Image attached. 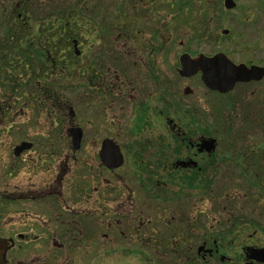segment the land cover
<instances>
[{
	"label": "flooded vegetation",
	"instance_id": "af4514ba",
	"mask_svg": "<svg viewBox=\"0 0 264 264\" xmlns=\"http://www.w3.org/2000/svg\"><path fill=\"white\" fill-rule=\"evenodd\" d=\"M98 41L103 42L104 39ZM131 41L147 50L153 46L150 53L160 52L158 44L161 41L158 39L130 38L124 49H131ZM82 42L86 45L93 40L82 39L78 45ZM78 57L83 58L81 50H78ZM246 65L249 68L254 66L251 63ZM100 67L97 64L92 77ZM180 68L181 64L179 74ZM1 73L0 68V76ZM195 76H200L203 85L210 93L216 94L217 99L222 100L223 96L238 88L222 94L209 89L201 73L192 77ZM150 79L155 81L157 92L162 89L154 74ZM262 81L263 78L240 84ZM45 83H38L41 85L39 90L45 94L44 101L36 102L38 107H51L45 102V97L57 93L51 94L49 86L43 85ZM81 83L83 86L88 84L89 78ZM91 86L103 96L108 95V106L121 105L119 114L124 113L127 102L124 86H118L115 80L105 84L99 79ZM119 89L123 91H117ZM0 91V264H225L229 260L221 253L218 241L213 239L221 233L211 232L200 243L207 249L201 253L195 251L196 243L189 245L194 238L199 241L202 236L197 220L192 222L190 219L193 212L190 206L187 205L181 213L183 202L194 203L189 200L194 188H187L180 198L176 196L182 183L179 182L180 176L206 181L210 178L212 161L221 172V168L230 161L228 157H236L238 162H243L239 157H247L248 152L234 149L219 151L218 139L217 148L212 152L200 151L199 145L203 140L215 139L213 135L203 133V130L211 131L204 110L201 116L183 118L182 112L188 114L194 108H185L173 97L163 98L159 107L153 97L143 93L131 110V133L118 131L115 120H111L107 134L87 135L82 127L74 125L83 131L80 146L75 149L70 129L63 135L51 132L19 134L17 118H13L9 125V118L3 117L17 103L20 104L18 96L16 101L9 102L5 96L2 98V89ZM104 99L97 98L99 101ZM222 106L220 103L211 107V111L218 113L216 109ZM227 106L234 110L235 102L231 100ZM169 115L177 116L176 121ZM157 121L161 124L160 129H167L166 135L156 133L159 130L155 128ZM187 123L197 127H187ZM194 130L200 132L199 135L190 133ZM86 137L91 139L86 141ZM105 139H111L120 146L124 157L121 167L111 170L103 164L100 152ZM24 142L29 143L30 148L17 155L16 148ZM260 158L254 157L256 163L261 161ZM127 167L131 169L127 179L134 183L115 181ZM103 173L105 178L99 175ZM214 186L215 181L208 195ZM122 206L126 208L122 210ZM164 251L172 254L173 262L163 261Z\"/></svg>",
	"mask_w": 264,
	"mask_h": 264
},
{
	"label": "rangeland",
	"instance_id": "374dc122",
	"mask_svg": "<svg viewBox=\"0 0 264 264\" xmlns=\"http://www.w3.org/2000/svg\"><path fill=\"white\" fill-rule=\"evenodd\" d=\"M20 1L23 4L21 7ZM224 1L195 0L196 9L200 7L202 9L205 6V8H210L211 13L207 23L210 34L207 39L202 41L190 37L187 27L180 21L175 20V26L173 27L176 29L169 34H165L161 40L162 42L158 44L160 52L150 53L149 49L153 46L147 50L145 46L134 41H131V49L127 48L126 50L124 47L128 46L129 40L124 46L120 45L117 41L118 32L116 30H114V33L111 31L109 36L106 35L105 37H109V39L103 41V43L109 45V51L105 46L87 49L82 42L81 45L76 46L83 53V58L79 60L80 70L78 74L80 79L74 80L70 86H59L57 85L58 81L49 85L51 91L57 92L55 96L48 94L45 97V102L51 107L43 105L38 107L36 105V102L42 98L44 99L45 95L38 88L34 90L35 101L31 99L27 101L25 96H21L18 98L20 104L17 103L16 107L3 117L9 118V125H11L13 118H17L19 134L51 132L63 135L68 133L71 127L78 125L83 128L84 134L89 135L102 134L103 132L107 134L109 131H106V129L109 127L111 120H115L118 124V131L131 133L133 129L131 110L134 103L136 105L137 101L141 99L143 93L153 97V100L158 102L159 107L161 106L159 102L163 98L173 97L185 108H194L190 109L189 116H191V113L201 116V112L204 110L203 114L209 120V127L215 129L213 137L217 138L220 143L218 150L234 149L239 152H248L246 158H240L241 161L247 163H245L246 167H242L243 173H241L240 168L230 169L231 164H225V167L221 168V174L215 177L217 179L214 178L215 186L211 194L208 195L207 192L200 189H192L189 200L194 203L189 202V204H186V202H183L181 213L189 205L191 211L193 210L190 219L192 222L195 219L197 220L200 228L199 232L202 233L199 241L193 240L189 244L192 246L196 243L195 251H198L200 245L206 237L211 235V232L212 234L221 233L222 236L226 234L229 239L225 242V246H227L225 249L228 248V251L223 252L221 248V253L231 257L234 260L232 264L236 262L235 259L238 257L241 264L244 263L242 256L244 247H264V79L259 83L237 85L238 88L236 87L237 90H234L235 93L233 91L230 95L223 96L222 102L221 99H217L216 94L208 91L201 82L200 76L184 78L178 72L180 67L179 58L183 53H190L192 56L199 53L212 56L223 52L236 64L251 63L264 67V0H234L237 7L233 10H226L223 4ZM15 3H18L19 7L14 9L13 5ZM49 5V0H0V39H5L2 29L7 24L6 19L9 13L14 18L21 13L20 19L29 20L30 23H26L35 25L41 23L40 18L44 16L48 18L52 15V11L49 12L51 10ZM94 5L96 7L97 2L91 6ZM101 7L104 12L109 9L113 10L111 2L109 4L110 8H107L104 4ZM6 9H8V14H5L4 10ZM16 9L18 10L16 11ZM97 10H99V7ZM203 12L200 11V14ZM167 13L162 12L164 15H167ZM195 14L197 15V12ZM88 18L90 22L96 21L97 27H99V22L102 24L105 22L104 14L95 17L93 20L92 17ZM169 20L170 17L165 19V22L169 23ZM46 23H50V20H45L42 24ZM143 24L150 25L146 20ZM214 29L217 33L215 36L213 35ZM224 29L229 31L227 35H223ZM144 35L147 40L153 39L148 29L144 31ZM65 40H61L62 45ZM56 41H59V39ZM72 51L74 52L73 49ZM111 52L115 53L112 54ZM87 55L93 56V70L96 69L97 64L101 66L92 78L86 73ZM153 74L154 78H158L160 82L158 85L162 86V89L158 92L155 89V81L152 82L150 79V75L152 77ZM79 75H77L78 78ZM85 78H89V83H84L83 86L78 80L83 81ZM97 79L105 84L115 80L118 86H124L127 102L123 114H119L121 105L108 106L110 103V98L108 102V95L103 96L99 90L97 91L95 87L91 86L96 84ZM61 84L63 83L61 82ZM89 86L90 88H88ZM189 89L190 91H187ZM117 91L123 90L119 89ZM100 97H105V99L102 101L97 100ZM94 99L95 101L91 102ZM118 100L121 99L118 98ZM231 100L235 102L234 110L233 107L227 106V102ZM14 101H16V98L11 99L10 102ZM217 101L220 102L217 103ZM155 102H153V107ZM220 103L223 106L216 109L218 113L212 112L211 107H217ZM122 105H124V102ZM195 108L199 110L197 111ZM218 115L222 118V121L228 122L227 126L220 124ZM169 117L174 121L177 119L175 115H169ZM52 122L54 125H51ZM103 124L104 126H102ZM160 125L158 122V126L155 128L159 130L156 133L166 135L168 133L167 129L162 127L160 129ZM89 139L91 138H84L86 141H89ZM122 143L126 144L124 141ZM257 156L261 157L259 160H262V163L259 165L258 171L252 172L253 169H250V165L256 164V158L254 159V157ZM130 171L129 167L125 168L115 181H121L122 183L125 180L124 184L134 183L127 179ZM103 174L99 175L105 178L106 175ZM99 181L103 180L99 179ZM129 206L133 208L130 204ZM122 207V210L126 208L125 206ZM233 222L235 230L232 228ZM228 226L231 228H227ZM232 229L234 233L236 229L238 230L235 236L228 233ZM231 236L237 237L236 240L233 241L234 238H231ZM210 244H212V240ZM163 253L164 262H173L171 253L167 254L166 251Z\"/></svg>",
	"mask_w": 264,
	"mask_h": 264
},
{
	"label": "trees",
	"instance_id": "16d2710c",
	"mask_svg": "<svg viewBox=\"0 0 264 264\" xmlns=\"http://www.w3.org/2000/svg\"><path fill=\"white\" fill-rule=\"evenodd\" d=\"M96 2L97 6L95 7L94 5L92 7L91 5ZM110 2L113 5V10L109 9L104 12L101 5L104 4L107 8H110ZM194 2L195 0H49L51 8L49 12L51 13L52 11V15L48 16V18H45V16L40 18L41 23L35 25H30L26 23L29 20H23L17 16L14 18L10 13L8 14V9H6L4 11L5 14H8L6 19L7 24L5 28H1L2 33L5 34V39L0 42V57H2L3 65L0 67L2 70L0 77V89L3 90L2 98L5 96L6 100L10 102L11 99H14V96H18V98L25 96V100L29 101L31 99L35 101L34 90L41 87L38 84L39 82H46L43 85L49 86L58 81L57 85L63 87L70 86L74 80L80 79V75L78 74L80 70V58L72 51L73 45L71 41L73 40L92 39L93 42H86L85 46L88 49L105 46L109 51V45L98 40L104 39L107 41L109 37L106 38L105 36H109L111 31L113 33L114 30L118 32L117 41L120 45L124 46L130 38L145 39L144 31L148 29L153 39L161 41L165 34H169L172 30L176 29L173 27L175 26V20L180 21L187 27L186 29L189 31L190 37L198 38L200 41L207 39L210 34L207 24L208 17L211 14L210 8H205L204 6L202 9H200L201 7L196 9ZM17 5V3L13 5L14 9ZM21 5L23 4L20 1V7ZM98 7L99 10H97ZM200 11L204 12L200 14ZM162 12L168 13L164 15ZM195 12H197V15ZM102 14H104L105 22L103 24L99 22V27L96 26V21H89L88 17H92L93 20ZM168 17H170L169 23L165 22V19ZM45 20H50V23L42 24ZM144 20L150 25H144ZM215 30L214 36L217 34ZM58 39L59 41H56ZM62 39H66L63 45ZM116 44L117 42L115 46ZM87 56L86 73L92 78L94 74L92 67L93 56ZM44 74L45 78L43 77ZM77 75H79V78ZM78 82H81V80H78ZM68 89L70 88L68 87ZM49 92L51 94L54 93L51 90ZM39 101H44V99L42 98ZM182 115L183 118L197 117L194 113H191V116H189L187 113L182 112ZM218 119H220V124L228 125V122L222 121L219 115ZM186 126L197 127L189 123ZM214 130V127H211L210 132L203 130V133L205 135H213ZM190 133L199 135L200 132L194 130ZM241 158L244 159V157ZM228 159L230 161L226 164L230 163L233 168H240L241 173H243L242 167H246V161L242 164V162L236 161V157L230 156ZM231 161L233 162L231 163ZM260 164L261 161H258L256 164L250 165V169H253L252 172L258 171ZM211 167L210 178L206 181L196 178L194 180L187 177L183 179V176H180L179 182H182L181 184L184 183V186L178 185L179 194H176V196L179 198L183 196L187 188L200 190L206 188L205 191L208 192L214 183V178L221 174L217 170L214 161L211 162ZM151 176L154 177V174H151ZM202 184H204V188L199 187ZM234 225L233 222V229ZM227 228L231 227L228 226ZM233 229L228 231V233L235 236L238 230L236 229L234 233L235 229ZM225 235L215 238L218 241L219 247L223 249V252L228 251V248L225 249L227 247L225 246V242L229 238ZM234 236H231V238H234L232 239L233 241L237 238ZM194 240L197 241L198 238L196 237ZM242 256L244 259V263L242 262V264H246L245 255L242 254ZM233 261L229 257L226 264H232ZM235 261L233 264H240L238 257ZM196 263L199 264L198 262Z\"/></svg>",
	"mask_w": 264,
	"mask_h": 264
},
{
	"label": "water",
	"instance_id": "95a60500",
	"mask_svg": "<svg viewBox=\"0 0 264 264\" xmlns=\"http://www.w3.org/2000/svg\"><path fill=\"white\" fill-rule=\"evenodd\" d=\"M224 6L227 10H232L236 8V2L234 0H225ZM228 33V30L223 31L224 35ZM180 64V75L182 77L189 78L201 73L205 85L212 91L220 93L231 91L237 83L261 80L264 77V67L254 65L249 68L244 63L236 64L222 52L214 56L199 54L194 58L190 54L184 53L180 56ZM70 133L73 135L74 148L78 149L83 131L81 128L71 127ZM199 147L200 151L206 149L208 152H212L216 147V139L203 140ZM29 148L30 144L24 142L16 148L15 153L20 155L21 152ZM100 157L103 164L111 170L121 167L124 163L120 146L111 139L103 141ZM203 250H205V246L199 248V253ZM245 255L247 260H249L248 264H264V247H247Z\"/></svg>",
	"mask_w": 264,
	"mask_h": 264
}]
</instances>
